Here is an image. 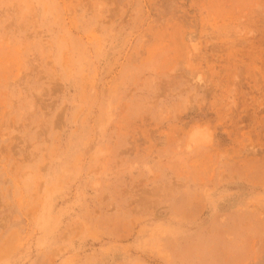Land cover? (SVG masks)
Masks as SVG:
<instances>
[{"label": "rangeland", "instance_id": "374dc122", "mask_svg": "<svg viewBox=\"0 0 264 264\" xmlns=\"http://www.w3.org/2000/svg\"><path fill=\"white\" fill-rule=\"evenodd\" d=\"M54 38L81 76L42 57ZM69 259L264 264V0H0V260Z\"/></svg>", "mask_w": 264, "mask_h": 264}, {"label": "clouds", "instance_id": "9594fccd", "mask_svg": "<svg viewBox=\"0 0 264 264\" xmlns=\"http://www.w3.org/2000/svg\"><path fill=\"white\" fill-rule=\"evenodd\" d=\"M25 7L31 10L33 7H39L48 9L54 7L47 3L38 4H26ZM58 19H53V24ZM42 57H52L56 66L60 71L66 75L69 79H75L83 74V67L79 60L73 55V53L67 48L62 39H53L47 46V51L41 49ZM200 140L192 136H187L183 142L181 151L186 153H192L205 146L207 143V137ZM72 149H69L68 153L58 159L57 166L53 168L50 175L47 177V188L45 193L39 198L36 204L34 216H33V236L35 237V245L38 250H46L54 244L55 235L60 228L62 216L54 212L56 197L63 191L64 181L70 171L66 161L72 159ZM29 177V180H32ZM151 240H158L157 233L153 231ZM148 243V241H144ZM0 264H12L10 260H0ZM62 264H102L100 261H78L75 259H69L63 261Z\"/></svg>", "mask_w": 264, "mask_h": 264}]
</instances>
